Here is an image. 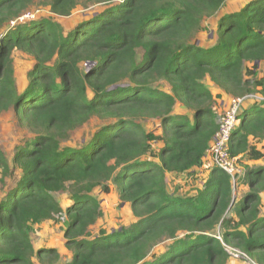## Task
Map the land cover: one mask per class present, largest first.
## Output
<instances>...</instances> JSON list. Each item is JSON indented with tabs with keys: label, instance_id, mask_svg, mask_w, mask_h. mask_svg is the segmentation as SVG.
<instances>
[{
	"label": "trees",
	"instance_id": "obj_1",
	"mask_svg": "<svg viewBox=\"0 0 264 264\" xmlns=\"http://www.w3.org/2000/svg\"><path fill=\"white\" fill-rule=\"evenodd\" d=\"M35 1L0 0V118L12 110L32 135L16 147L12 163L20 175L0 200V264H62L56 249L36 250L29 231L63 214L73 253L66 264H225L224 244L264 264V167H247L249 192L236 208L232 178L218 168L195 195L166 189L167 173L203 165L218 132L207 79L232 97L264 95V78L250 79L264 61V0L220 16L209 46L194 38L227 0H39L59 17L83 1L105 5L67 34L52 19L19 22ZM15 51L35 61L23 89L14 79ZM87 63L94 65L81 69ZM93 118L110 124L81 147L64 146ZM239 119L231 155L262 159L249 139L264 140V109L256 104ZM146 120L159 122L161 134L147 132L139 122ZM152 142L160 143L158 153ZM12 171L0 150V190ZM112 180L136 222L91 237L102 217L92 193H109ZM70 187L73 203L63 209L53 194ZM231 210L238 220L228 217ZM218 227L223 241L214 235ZM165 241H172L168 250L149 260Z\"/></svg>",
	"mask_w": 264,
	"mask_h": 264
},
{
	"label": "rangeland",
	"instance_id": "obj_2",
	"mask_svg": "<svg viewBox=\"0 0 264 264\" xmlns=\"http://www.w3.org/2000/svg\"><path fill=\"white\" fill-rule=\"evenodd\" d=\"M245 0H227L225 5L220 10L218 15L213 17L204 19L201 24V28L198 31L197 35L194 38V41L197 43H202L203 45L212 44V37L215 36L216 28L215 24L219 15L230 11H235ZM105 5L90 3L88 1H83L81 4L72 12V14L68 17H59L51 12L50 6L47 3H43L42 1L36 0L35 3L22 15L19 19V22H28L34 19H52L55 23H58L65 34L69 33L76 25L81 22L87 21L93 18L95 15H98L103 9ZM193 41V42H194ZM34 59L20 51H15L13 53V71H14V79L19 86L20 89H23L28 82V73L32 70L34 66ZM85 65H81V69H85ZM257 73H255L254 77L250 76V79H256ZM258 79V78H257ZM207 84V82H206ZM165 91L170 92V86L162 85L160 86ZM216 88L214 94L216 95V112L218 114V120L223 115L224 111L227 109L229 103L233 98L223 92L222 89ZM223 93H222V92ZM252 100L258 101L257 103L262 104L264 102V95L262 93H253ZM246 97V96H245ZM243 98V97H239ZM230 99V100H229ZM229 100V101H228ZM228 103V104H227ZM177 112H182L177 110ZM114 121L111 120V123ZM143 124V127L147 130V132L154 133L157 135L161 134L160 124L154 120H146L139 121ZM110 123L105 120H100L97 118L91 119L85 125L77 128L76 130L70 133V137L67 141H64V146H73V147H81L82 145L88 143L92 138L93 134L98 132L102 127H106ZM32 138L31 133L21 126L14 112L11 110L8 113H5L0 118V150L3 152L10 164L12 175L6 179V183L2 185V189L0 190V197L5 193L6 188L10 186H14L16 181L19 178L20 171L14 170L13 168V158L16 152V147L22 144H25ZM152 150L151 153H158L161 149V145L158 142H152ZM150 159L151 158L150 156ZM158 162L157 159H153ZM239 172L233 179V185L235 187L234 191H236L237 186L245 185V173L246 170L243 168L244 163L238 157ZM207 169L202 165L195 172H189L185 174H175V173H167L166 174V188L168 192L174 193L179 197H188L197 194L205 185L206 180L208 179L213 168L210 167ZM109 186L111 191L109 193L103 192L101 187H97L92 195L100 201V206L102 210V217L99 218L96 225L90 228L91 237L98 236L101 231H106V233L111 234L113 232L121 231L123 228H128L133 224L134 216L131 211V207L129 203H123L118 196L117 185L114 180L109 182ZM246 189V188H245ZM5 190V191H4ZM240 190V188L236 191ZM72 187L68 188L65 192L58 194L55 193L53 196L56 200L60 202V204L66 208L68 206V202L72 203ZM263 193V192H262ZM261 193V194H262ZM261 207V205H260ZM261 217H264V204L260 208ZM235 213L231 210L229 214V218L235 220ZM64 220L60 218L57 221H49L44 224H41L38 228H30L29 233L35 234L34 243L36 246L40 244V246H46L54 248L58 251L60 259L69 260L73 253L67 247V240L64 236V232L67 228V217L66 214L62 215ZM243 230V229H242ZM38 231V234L37 232ZM223 230L218 227L214 232V235L221 241ZM30 236V235H29ZM33 244V243H32ZM172 244V241H165L160 245L156 246L148 259H153L154 256L158 257L164 254L169 246ZM226 252L228 254V260L225 264H256L252 259H250L246 254L235 247L227 246L224 244ZM35 264H39L37 260L34 258Z\"/></svg>",
	"mask_w": 264,
	"mask_h": 264
},
{
	"label": "built area",
	"instance_id": "obj_3",
	"mask_svg": "<svg viewBox=\"0 0 264 264\" xmlns=\"http://www.w3.org/2000/svg\"><path fill=\"white\" fill-rule=\"evenodd\" d=\"M253 96L243 98H233L221 118L218 120V132L216 133L203 162L204 167L210 169L218 168L229 174L232 181L239 172L238 157L231 155L229 151V143L233 131L239 126L241 120L239 116L242 111L243 104L246 100L252 99ZM64 220L63 216H60ZM59 217V218H60Z\"/></svg>",
	"mask_w": 264,
	"mask_h": 264
},
{
	"label": "crops",
	"instance_id": "obj_4",
	"mask_svg": "<svg viewBox=\"0 0 264 264\" xmlns=\"http://www.w3.org/2000/svg\"><path fill=\"white\" fill-rule=\"evenodd\" d=\"M252 0H245V1H243V3L241 4V7H239L237 10H235V11H230V12H226V11H224V13L222 14H220L219 15V17L220 16H223V15H225V14H227V13H232V12H236V11H239L241 8H243L246 4H248L249 2H251ZM224 9V8H223ZM222 9V10H223ZM218 17V18H219ZM218 18H217V20H218ZM217 27V21H216V24H215V27L214 28H216ZM212 39V44H213V40H214V37H212L211 38ZM212 44H210V45H212ZM206 46V45H205ZM209 46V45H208ZM253 65L254 64H251V63H248V67L250 68V69H252L253 68ZM255 73H257V78L258 79H262V78H264V61H262V62H259V64H258V68L256 69V70H253ZM207 86H209V88L212 90V92H213V95L214 96H216L215 94H214V92L216 91V88H215V86L211 83V81L209 80V79H207ZM261 89L262 88H258V91H261ZM222 92V91H221ZM223 93V92H222ZM257 93H261V92H257ZM256 93V94H257ZM230 100V99H229ZM228 100V101H229ZM256 102H258V101H255V100H252V99H249V100H246L245 102H244V104H243V107H242V111H241V113L243 112V111H248V110H251L252 109V107H254V105H256V104H259V103H256ZM228 104V103H227ZM259 106L260 107H262L263 109H264V102L262 103V104H259ZM249 142H250V145H252V146H256L257 147V149L259 150V151H261L263 154H264V140H260V141H257V139H254V138H252V137H250V139H249ZM161 147V146H160ZM240 157V160L244 163V166H243V168H245V170L247 169V167H259V166H262V167H264V157L262 158V159H260V160H250L247 156H244V155H241V156H239ZM7 179V178H6ZM248 186V185H247ZM13 187L12 186H10L9 185V187H7L6 188V191H5V193L0 197V200L1 199H3L4 198V196L7 194V192L8 191H10L11 189H12ZM240 188V190L237 192V195H236V191L238 190ZM246 188V189H245ZM167 189V188H166ZM167 191H168V189H167ZM236 191L234 192V195H235V201H234V206H233V208H236L241 202H242V199L245 197V195L249 192V187H246L245 185H241L240 187L239 186H237V188H236ZM170 193V192H169ZM119 196V195H118ZM58 201V200H57ZM59 202V201H58ZM60 203V202H59ZM72 203H73V201H72ZM72 203H71V200H70V203L68 202V206L66 207V208H64L62 205V208L63 209H67L68 207H70L71 205H72ZM263 204H264V192L261 194V207L263 206ZM260 207V208H261ZM261 211V210H260ZM234 212V211H233ZM260 216H261V212H260ZM235 220H238V217H237V215H235ZM46 222H49V221H46ZM46 222H43V223H41V224H44V223H46ZM134 222H136V219L134 218V221H133V223ZM41 224H37V225H33L32 227L35 229V228H38V227H40V225ZM37 232V234H38V231H36ZM29 235H30V239H31V241H32V243H33V246H34V248L36 249V250H38V249H41V248H51V247H46V246H40V244L39 245H37L36 246V243H34V236H35V234H33V233H29ZM70 259L69 260H67V262L65 261V260H63L62 261V259H60V263H62V264H66V263H69L70 261H71V257H69Z\"/></svg>",
	"mask_w": 264,
	"mask_h": 264
},
{
	"label": "water",
	"instance_id": "obj_5",
	"mask_svg": "<svg viewBox=\"0 0 264 264\" xmlns=\"http://www.w3.org/2000/svg\"><path fill=\"white\" fill-rule=\"evenodd\" d=\"M93 65H94L93 63H87V64H86V67H87V68H90V67L93 66ZM234 201H235V199L233 200V203H234Z\"/></svg>",
	"mask_w": 264,
	"mask_h": 264
}]
</instances>
